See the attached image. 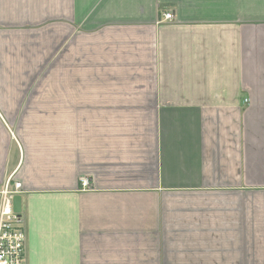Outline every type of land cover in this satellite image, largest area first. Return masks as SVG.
Segmentation results:
<instances>
[{
  "label": "crops",
  "instance_id": "obj_1",
  "mask_svg": "<svg viewBox=\"0 0 264 264\" xmlns=\"http://www.w3.org/2000/svg\"><path fill=\"white\" fill-rule=\"evenodd\" d=\"M8 180L25 264H264V0H0Z\"/></svg>",
  "mask_w": 264,
  "mask_h": 264
},
{
  "label": "built area",
  "instance_id": "obj_2",
  "mask_svg": "<svg viewBox=\"0 0 264 264\" xmlns=\"http://www.w3.org/2000/svg\"><path fill=\"white\" fill-rule=\"evenodd\" d=\"M163 20H172L171 11L162 14ZM86 185L85 180H81ZM19 183L5 182L0 190V264H25L24 239L25 234L21 224V217L12 209V196L18 194Z\"/></svg>",
  "mask_w": 264,
  "mask_h": 264
},
{
  "label": "water",
  "instance_id": "obj_3",
  "mask_svg": "<svg viewBox=\"0 0 264 264\" xmlns=\"http://www.w3.org/2000/svg\"><path fill=\"white\" fill-rule=\"evenodd\" d=\"M12 209L14 212L20 214V212H21V196L19 194H14L12 196Z\"/></svg>",
  "mask_w": 264,
  "mask_h": 264
},
{
  "label": "rangeland",
  "instance_id": "obj_4",
  "mask_svg": "<svg viewBox=\"0 0 264 264\" xmlns=\"http://www.w3.org/2000/svg\"><path fill=\"white\" fill-rule=\"evenodd\" d=\"M59 44H57V46L54 48V51L56 50V52H54V63H57L59 62ZM58 73V71L54 70V76ZM44 73L43 72H40V74L38 75V79L41 78V76L43 75Z\"/></svg>",
  "mask_w": 264,
  "mask_h": 264
}]
</instances>
